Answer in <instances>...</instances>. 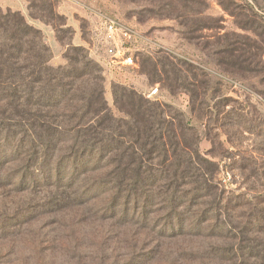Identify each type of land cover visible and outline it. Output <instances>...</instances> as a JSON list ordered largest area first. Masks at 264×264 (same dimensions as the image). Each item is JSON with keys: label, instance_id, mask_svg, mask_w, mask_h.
Returning a JSON list of instances; mask_svg holds the SVG:
<instances>
[{"label": "rangeland", "instance_id": "374dc122", "mask_svg": "<svg viewBox=\"0 0 264 264\" xmlns=\"http://www.w3.org/2000/svg\"><path fill=\"white\" fill-rule=\"evenodd\" d=\"M7 11L40 31L50 66H65L72 48L84 50L101 70L103 97L115 119H126L114 106L122 87L181 115L194 132V139L187 135L186 146L195 150H187L189 157L198 171L199 160L206 161L205 201L219 204L223 223L212 219L205 231L189 229L187 207L170 235L162 214L146 230L84 210L68 211L66 217L81 220L59 226L52 216L31 214L18 233L0 235V264H130L151 242L163 253L147 264H229L215 255L217 246L234 237L264 242L262 220L254 219L264 213V0H0V14ZM105 19L139 37L127 46L133 66L107 54ZM152 89L157 92L148 98ZM7 207L0 205V215L12 217L18 207ZM258 250L264 255L262 246Z\"/></svg>", "mask_w": 264, "mask_h": 264}, {"label": "trees", "instance_id": "16d2710c", "mask_svg": "<svg viewBox=\"0 0 264 264\" xmlns=\"http://www.w3.org/2000/svg\"><path fill=\"white\" fill-rule=\"evenodd\" d=\"M50 60L39 30L18 13L0 14V205L18 207L12 217L0 215L2 238L18 233L31 214L52 216L56 226L80 221L66 217L75 210L142 230L162 214L170 235L187 207L189 229L205 231L212 219L223 223L219 204L205 201L206 161L199 160L198 171L189 157L187 150H195L186 146L187 135L194 139V132L181 115L122 87L114 106L126 119H115L103 97L101 70L84 50L72 48L63 67ZM254 219L264 226V213ZM231 239L215 248L216 256L225 255L229 264H254V258L264 264L260 238ZM144 249L125 263L155 262L163 253L152 242Z\"/></svg>", "mask_w": 264, "mask_h": 264}, {"label": "built area", "instance_id": "2783aa9c", "mask_svg": "<svg viewBox=\"0 0 264 264\" xmlns=\"http://www.w3.org/2000/svg\"><path fill=\"white\" fill-rule=\"evenodd\" d=\"M104 30V42L107 44V54L111 60L118 61V65L130 67L133 66V58L130 55L129 44L136 43L139 40L136 32L131 28L119 25L117 22L105 19L101 25ZM157 90L152 89L148 98L156 94Z\"/></svg>", "mask_w": 264, "mask_h": 264}]
</instances>
